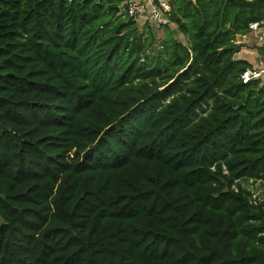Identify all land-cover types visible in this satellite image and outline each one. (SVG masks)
Wrapping results in <instances>:
<instances>
[{"label": "trees", "instance_id": "trees-1", "mask_svg": "<svg viewBox=\"0 0 264 264\" xmlns=\"http://www.w3.org/2000/svg\"><path fill=\"white\" fill-rule=\"evenodd\" d=\"M128 1L0 0V264H264V0Z\"/></svg>", "mask_w": 264, "mask_h": 264}, {"label": "built area", "instance_id": "built-area-1", "mask_svg": "<svg viewBox=\"0 0 264 264\" xmlns=\"http://www.w3.org/2000/svg\"><path fill=\"white\" fill-rule=\"evenodd\" d=\"M170 0H130L123 7V12L136 20L139 25L150 24L153 31H159L166 25H172ZM144 22V23H141ZM261 23L250 24V32L258 33ZM262 40L263 38L260 37ZM264 78V68H249L241 76L243 83Z\"/></svg>", "mask_w": 264, "mask_h": 264}, {"label": "crops", "instance_id": "crops-1", "mask_svg": "<svg viewBox=\"0 0 264 264\" xmlns=\"http://www.w3.org/2000/svg\"><path fill=\"white\" fill-rule=\"evenodd\" d=\"M260 37L263 39L260 40ZM240 39H248V41H252L254 43L253 49L256 50H248L245 48V45V47L236 55V58L248 61L253 65V68H264V26L261 27L258 33L250 32L247 35L240 37L239 40ZM243 44L246 43L243 42ZM257 46H260L261 50L256 48Z\"/></svg>", "mask_w": 264, "mask_h": 264}, {"label": "rangeland", "instance_id": "rangeland-1", "mask_svg": "<svg viewBox=\"0 0 264 264\" xmlns=\"http://www.w3.org/2000/svg\"><path fill=\"white\" fill-rule=\"evenodd\" d=\"M141 23H144V22H141ZM142 26V25H141ZM172 28H175V26L173 25ZM176 32V30H174ZM156 37H157V40L160 39L161 37L164 36L163 32L162 31H154ZM176 36L178 37V39H183L182 35H179L176 33ZM239 40V39H238ZM240 43H246V49L250 50H256V49H253V45L254 43L252 41H248V39H240L239 40ZM256 48L260 49L261 50V47L260 46H257ZM244 187H246L249 191H251L252 193V196L255 200H259V201H262L264 200V183H261L260 181L258 182H253V181H250L249 183H245L243 184Z\"/></svg>", "mask_w": 264, "mask_h": 264}]
</instances>
